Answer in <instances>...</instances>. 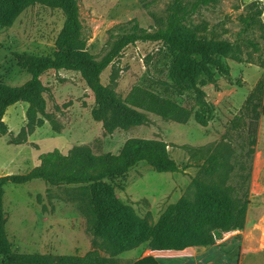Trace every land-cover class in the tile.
Instances as JSON below:
<instances>
[{"label": "rangeland", "instance_id": "1", "mask_svg": "<svg viewBox=\"0 0 264 264\" xmlns=\"http://www.w3.org/2000/svg\"><path fill=\"white\" fill-rule=\"evenodd\" d=\"M258 1L264 7V0H222L217 5L201 9L193 17L192 27L206 23L222 39L235 41L241 29L238 17L244 5ZM172 2L78 0L88 41L87 52L102 58L108 50L111 35L121 34L134 21L141 28H152L151 15L164 17ZM64 22L60 10L34 5L24 10L10 27L0 26V78L4 84L20 87L30 80L27 70L19 66L17 56L53 55ZM241 52L245 63L232 58L223 59L229 75L225 76L214 68L215 84L203 88L212 111L207 127L197 124L193 118L186 124H178L151 115L145 126L109 134L102 123L93 119L95 97L79 73H46L41 78L46 88V108L38 115L44 121L40 128L27 134V103H18L6 112L4 121L10 134L0 139V177L25 175L39 166L42 154L54 150L67 155L74 148L87 147L96 156L118 155L129 140L159 141L168 146L170 158L180 168L178 173L158 174L148 165L139 164L122 178L107 182L113 209L128 219L159 226L181 199L190 203L196 201L193 181L199 171L185 169L191 160L183 147L204 149L221 142L230 122L239 114L256 84L264 81V69L258 66L260 55L246 47H242ZM113 79L116 93L123 98L138 86L185 108L194 107L192 92L180 95L176 90L169 58L161 44L138 43L128 47L102 74L101 83L107 87ZM242 134L232 137L227 185L234 188L230 200L236 205L232 206L247 202V215L251 211L253 220L262 206L253 201L264 194V117L260 121L252 156L248 155L245 133ZM13 139L24 142L15 144ZM3 208L7 215L8 242L11 250L20 255L84 256L96 252L101 257L114 258L118 264H132L148 256L155 257L160 264L239 262L241 235L237 231L242 230L226 232L220 228L211 230L214 241L209 246L189 247L183 251L155 250L151 241H147L114 257L110 241L96 233L97 219L88 186L52 187L40 180L23 186L8 184L4 187ZM258 233L264 243V227ZM114 234L120 233L116 231ZM259 262L256 264H264V259ZM0 264H3L1 260Z\"/></svg>", "mask_w": 264, "mask_h": 264}, {"label": "trees", "instance_id": "2", "mask_svg": "<svg viewBox=\"0 0 264 264\" xmlns=\"http://www.w3.org/2000/svg\"><path fill=\"white\" fill-rule=\"evenodd\" d=\"M222 0H173L164 17L151 15L154 26L141 28L134 21L118 35H111L108 50L102 58L87 52V38L80 19L78 0H0V26L10 27L27 8L42 5L60 10L64 25L56 41V51L51 56H17L19 66L26 69L30 80L20 87H10L0 78V139L10 134L4 121L9 108L18 103L29 104L27 134L40 128L44 121L38 118L46 108V88L41 78L48 72L79 73L93 92L96 109L93 119L102 123L112 134L149 124V116L167 122L186 124L192 118L207 127L211 108L203 90L215 84L213 69L225 76L229 68L223 59L232 58L245 63L241 48L246 47L260 55L258 66L264 69V7L261 2L244 5L238 17L240 32L235 41L222 39L210 26L202 23L192 27V19L201 9L217 5ZM227 34V31H224ZM138 43L161 44L170 62V72L180 95L192 92L193 109L162 97L142 87H134L126 98L116 93L115 80L110 86L101 83V76L122 53ZM264 117V81H259L238 115L230 122L227 133L217 145L204 149L183 147L191 162L185 169H197L193 181L196 201L181 199L161 224L153 227L147 221L128 219L113 209L107 187L125 176L139 164H146L158 174L178 173V164L170 158L168 146L159 141L129 140L118 155L96 156L87 147L72 149L67 155L59 150L42 154L40 164L25 175L0 177V260L3 264H118L114 258L101 257L96 252L84 256L20 255L11 250L6 234L7 215L3 208L4 187L8 184L23 186L33 181H43L52 187L88 186L96 215V233L110 241L113 256L138 248L151 241L155 250L183 251L189 247L209 246L214 239L211 230L226 232L243 230L246 225L247 202L232 206L230 195L234 188L227 185L230 179V146L234 134L245 133L248 155L254 154ZM52 124H54L52 122ZM15 144H23L18 139ZM249 178V177H248ZM239 205V204H237ZM118 231L120 234L115 235ZM132 264H160L152 256Z\"/></svg>", "mask_w": 264, "mask_h": 264}, {"label": "crops", "instance_id": "3", "mask_svg": "<svg viewBox=\"0 0 264 264\" xmlns=\"http://www.w3.org/2000/svg\"><path fill=\"white\" fill-rule=\"evenodd\" d=\"M253 202H259L262 206L257 214H254L253 220H251V211H248L245 229L237 231L241 235L238 264H256L260 259H264V243H261L258 233V230L264 227V194L255 198Z\"/></svg>", "mask_w": 264, "mask_h": 264}]
</instances>
